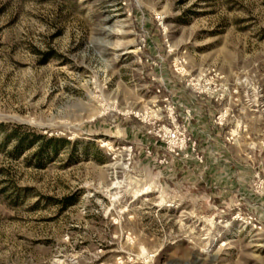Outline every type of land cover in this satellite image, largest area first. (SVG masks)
Segmentation results:
<instances>
[{
	"label": "rangeland",
	"instance_id": "1",
	"mask_svg": "<svg viewBox=\"0 0 264 264\" xmlns=\"http://www.w3.org/2000/svg\"><path fill=\"white\" fill-rule=\"evenodd\" d=\"M0 124V264H264V0H0Z\"/></svg>",
	"mask_w": 264,
	"mask_h": 264
},
{
	"label": "trees",
	"instance_id": "2",
	"mask_svg": "<svg viewBox=\"0 0 264 264\" xmlns=\"http://www.w3.org/2000/svg\"><path fill=\"white\" fill-rule=\"evenodd\" d=\"M3 129V125L0 124V131ZM15 139L16 144L14 146V151L16 153H22L24 150L29 149L36 139H39L41 142L38 145V150L35 152V159L38 161L37 167H41L40 161L42 157H46L49 152H52L56 155L58 151V144L64 142L63 140H54L52 138L46 139L44 136H33V134L25 133L19 134L16 130L12 131L5 139L6 142Z\"/></svg>",
	"mask_w": 264,
	"mask_h": 264
}]
</instances>
